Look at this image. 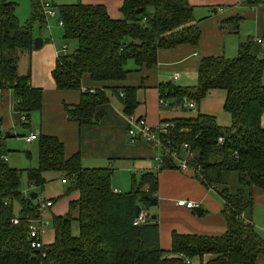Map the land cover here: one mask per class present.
<instances>
[{"label": "trees", "instance_id": "1", "mask_svg": "<svg viewBox=\"0 0 264 264\" xmlns=\"http://www.w3.org/2000/svg\"><path fill=\"white\" fill-rule=\"evenodd\" d=\"M53 9L55 5L48 0ZM259 0H254L257 2ZM264 3V0H260ZM30 16L21 24L12 0H0V91L11 89L15 109L29 125L30 115L42 107V90L29 84L30 71L19 70L26 53L34 49V27L46 28L40 0H29ZM63 39H74L72 54H60L51 72L58 90H78L85 76L91 81L115 83L128 75V61L140 67L156 64L159 49L180 44L197 45L199 31L193 9L187 0H124L121 19H111L102 6H85L79 1L57 6ZM141 10L139 14L135 12ZM215 10L213 11V13ZM48 20V19H47ZM239 19L221 23L220 28L235 32ZM251 42L240 44L236 58L209 57L200 61L197 84L180 88L171 83L160 87L161 110L187 103L198 105L210 90L226 92L224 109L231 125L221 128L213 117L162 121L168 126V147L187 148L192 158L188 165L196 178L221 199L226 231L219 237L172 233L171 250L159 247L157 217L150 209L158 206L157 174L131 175L128 193L114 192L110 186L112 169H90L81 164L79 154L66 159L62 143L54 137L39 135L38 166L25 171L29 186L42 189L44 174L59 173L67 182L66 194L79 198L68 205L63 216H53L54 242L40 249L31 247L25 216L38 213V196L23 195V171L11 169L6 157V140L0 136V264H255L264 254V240L252 222L255 189L264 190V56L250 53ZM123 113L135 109V88L114 87ZM80 104L64 106L66 119L79 125H95L103 116L100 107L107 103L99 90L83 91ZM218 139H222L219 143ZM181 154V152H180ZM175 161L164 158L160 170L175 168ZM3 198H8L3 205ZM13 202L19 212L13 214ZM140 211L147 214L144 224L134 225ZM19 219L17 225L11 224ZM77 226V235L72 225Z\"/></svg>", "mask_w": 264, "mask_h": 264}, {"label": "crops", "instance_id": "2", "mask_svg": "<svg viewBox=\"0 0 264 264\" xmlns=\"http://www.w3.org/2000/svg\"><path fill=\"white\" fill-rule=\"evenodd\" d=\"M78 1L85 6L104 7L113 20L122 18L120 9L124 0ZM187 2L193 9L195 19L198 20L195 24L199 31L197 45L180 44L169 49H159L156 64L151 67L144 66L137 69L133 61V63L128 61L126 63L128 75L120 82H95L85 76L78 90H58L55 86L51 72L61 51L53 40L47 20L48 27L43 30H47L48 34L43 38L41 49L26 53L24 59L27 62L23 61L19 64V70L22 72L26 70L27 64L29 65L30 86L42 90V107L39 112L37 111L39 116L32 117V121L29 118V125L24 127L21 115L15 109V97L12 90H1L0 136L8 132L14 137L15 130L23 127L31 129L33 133L30 135L35 137L28 144L37 141V137L41 134L57 138L63 145L66 159L79 154L81 164L85 168L112 169L110 186L112 190L121 193V188L130 189L131 175L137 177L144 172H151L155 166L154 143L144 140L131 142L128 134L130 120L144 118L150 127H156L162 121L180 118L194 119L198 115H204L213 117L221 128L230 127L231 116L224 109L225 91H208L192 110L182 109L180 106L161 110L160 87L169 83L180 88L195 87L202 59L236 58L240 44L247 41L251 42L250 53L253 56L259 58L264 56V3L260 0L257 2L254 0H187ZM234 18L239 19L235 32L220 28L221 23ZM58 22L57 26L63 31ZM66 48H68L67 45ZM175 75H178L176 79ZM114 87L135 88L136 105L131 115L123 113V105L112 91ZM84 90H99L105 93L108 100L100 107L103 110V116L95 125H79L66 119L64 106L80 104L81 93ZM7 159L6 157V161ZM175 166L173 169L160 170L157 174L158 206L154 209V214L159 226V247L164 254H169L171 250L172 233L219 237L226 231L221 199L215 192L199 182L193 170L183 172L178 169L176 162ZM44 177L46 182L41 189L44 195L43 199L38 201L49 200L52 202V207L44 215L47 226L42 230L41 239L44 245H51L54 242L52 217L65 215L69 203L77 200L79 193L73 191L66 194L67 182L61 183L62 177L59 173H46ZM21 192L24 196L27 195L25 191ZM253 199L252 222L254 226H257L260 223L256 216L264 209V190L255 189ZM180 200L191 202L201 208L202 214L197 216L193 210L179 207L177 202ZM72 232L77 235L76 224L72 225ZM190 264H199V260L193 259ZM255 264H264V254L256 258Z\"/></svg>", "mask_w": 264, "mask_h": 264}, {"label": "built area", "instance_id": "3", "mask_svg": "<svg viewBox=\"0 0 264 264\" xmlns=\"http://www.w3.org/2000/svg\"><path fill=\"white\" fill-rule=\"evenodd\" d=\"M45 22H46V28L48 27L47 19L49 17H53L54 11L53 8L48 0H40ZM58 25L61 27L62 22L59 21ZM260 42V41H258ZM67 53V48L66 45L63 46L61 50V54H66ZM178 77V75H175V79ZM86 91V90H84ZM89 93H93V90H88ZM163 100H159V105H164ZM184 108L186 110H192L195 108V104L193 103H187L184 105ZM21 120L24 121L25 118L21 117ZM167 129L168 126L166 124H159L156 127H150L147 122L145 121L144 118H136L130 120V126L128 129V134L130 136L131 142L135 140H144V141H149L153 142L155 145V151H156V156L154 158L155 161V166L152 169V172L158 173L160 171L161 166L164 164V158H171L174 160L177 164V167L180 171H187L191 170L189 165H188V160L192 158L191 154L187 153L186 156H182V152L184 149L187 148L186 145H182L181 147H168L166 142H165V135L167 134ZM35 137L30 135L25 138V141L27 143L31 142L34 140ZM219 143H222V139H218ZM181 152V154H180ZM62 184H65V180H61ZM116 192V191H114ZM3 205H7L9 202L8 198H3ZM177 205L179 207H184L187 210H194L196 206L191 203V202H186L184 200H180L177 202ZM52 207V202L49 200H40L38 202V209H37V215L35 217H29L25 216V220L28 225V231H29V237L31 238V247L34 249H40L44 244L41 239L42 235V230L44 227L47 226L46 219L44 218V215L48 212V210ZM147 219V214L144 211H140L138 217L136 218L134 225H141L146 222ZM19 223V219L13 218L11 220V224L17 225Z\"/></svg>", "mask_w": 264, "mask_h": 264}, {"label": "rangeland", "instance_id": "4", "mask_svg": "<svg viewBox=\"0 0 264 264\" xmlns=\"http://www.w3.org/2000/svg\"><path fill=\"white\" fill-rule=\"evenodd\" d=\"M15 5H16V10L15 14L17 19L21 24L25 23L28 21L29 16H30V3L29 0H12ZM77 0H51V3L55 5V9H53L55 15L54 17H49V29L52 33L53 40L56 41L57 46L60 48V51L62 50L64 45H67V54H72L75 52L77 48V41L74 39H69V40H64L63 39V31L60 30V28L57 26V21L59 20L58 14H57V6L61 5H70L76 3ZM47 30H42L39 31L38 26L34 27L33 29V34L34 36L44 38L46 37ZM133 63L132 61H129ZM125 69H127L125 67ZM262 84L264 85V72L262 76ZM38 112H34L30 116V120L32 121V117H37L38 118ZM32 128V127H31ZM15 136L12 138H9L6 140V148L9 151L7 155V163L8 166L11 169H16L23 171L20 183L21 191H25L27 194L31 192L38 193V200L41 199L44 195V192L41 191V189L29 186L27 183V178L25 171L32 168H36L38 166V141H34L31 144L26 143L24 140V137L29 136L33 131L30 129L28 130L27 128L23 127H18L15 130ZM63 178V176H61ZM51 189V188H49ZM67 189V188H65ZM123 189V190H122ZM130 191L129 188H121V193L125 194ZM43 199V198H42ZM19 204L17 202H13V214L16 216L19 212ZM152 215L154 214V209H150L149 211ZM259 225L257 224L256 230L258 234L264 239V209L257 214L256 216ZM49 227H50V222H49ZM51 228V227H50ZM51 230V229H49Z\"/></svg>", "mask_w": 264, "mask_h": 264}, {"label": "water", "instance_id": "5", "mask_svg": "<svg viewBox=\"0 0 264 264\" xmlns=\"http://www.w3.org/2000/svg\"><path fill=\"white\" fill-rule=\"evenodd\" d=\"M140 12H141V10L139 9V10H137L135 13H136V14H139ZM42 44H43V39L40 38V37H37V38L34 39L33 47H34L35 50H39V49H41ZM29 198H30L31 200H35V199L37 198V193H35V192H31V193L29 194ZM193 212H194V214H196L197 216H200V215L202 214V209L196 207V208H194ZM155 218H156V216H154V215L151 217L152 220H154Z\"/></svg>", "mask_w": 264, "mask_h": 264}]
</instances>
